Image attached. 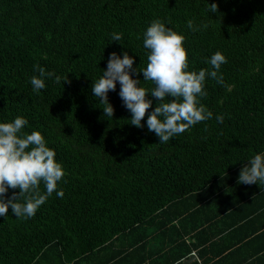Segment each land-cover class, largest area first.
I'll return each instance as SVG.
<instances>
[{"label":"trees","instance_id":"1","mask_svg":"<svg viewBox=\"0 0 264 264\" xmlns=\"http://www.w3.org/2000/svg\"><path fill=\"white\" fill-rule=\"evenodd\" d=\"M155 20L185 37L188 71L214 70L216 52L227 60L206 76L212 118L168 143L147 128L156 98L137 128L118 81L112 117L92 92L111 53L127 52L150 94L141 71ZM36 65L61 82L34 92ZM18 116L65 175L34 216L0 217V264H264V182H238L264 153V0H0V123Z\"/></svg>","mask_w":264,"mask_h":264},{"label":"clouds","instance_id":"2","mask_svg":"<svg viewBox=\"0 0 264 264\" xmlns=\"http://www.w3.org/2000/svg\"><path fill=\"white\" fill-rule=\"evenodd\" d=\"M209 6L213 13L218 11L217 4ZM187 23L189 28H193L192 20ZM121 39L122 34H113V41ZM184 40L183 35L167 28L160 20L153 21L147 28L144 47L150 50V54L147 66L141 72L144 80L155 85L150 94L146 88L139 86L140 80L131 76L134 59L127 52L123 53V58L115 52L111 53L107 70L92 86L94 96L106 105L104 115L112 117L114 114V108L108 102V93L116 90L118 81L121 85L119 95L132 115L131 125L137 128L142 127L141 121L152 107V100L147 97L150 95L159 101L147 114V128L155 133L160 143H168L197 123L211 119L212 112L201 103V98L207 95L204 91L206 76L217 79L221 65L227 60L216 52L209 61L214 70L188 71ZM34 67L39 72V76L31 78L34 92L45 88V77H55L54 82H61V77L54 72H46L39 65ZM68 82L66 77L65 83ZM218 82L223 83V78L220 77ZM216 119L223 123L222 115ZM27 124V119L19 116L12 122L0 123V217L6 216L9 208L16 218L34 216L57 190L58 182L65 175L62 165L55 160V151L46 146L42 134L39 131H32L31 134L23 131ZM258 181L264 182V153L256 154L241 169L238 177L240 184L252 185ZM41 182L46 188L44 194L39 191ZM9 189L19 191L7 197ZM57 195L62 198L64 192L61 190ZM22 198H25L23 203L20 202Z\"/></svg>","mask_w":264,"mask_h":264},{"label":"water","instance_id":"3","mask_svg":"<svg viewBox=\"0 0 264 264\" xmlns=\"http://www.w3.org/2000/svg\"><path fill=\"white\" fill-rule=\"evenodd\" d=\"M192 259H193V254H190V255L188 256V258H186V259L184 260L183 263L188 264Z\"/></svg>","mask_w":264,"mask_h":264}]
</instances>
